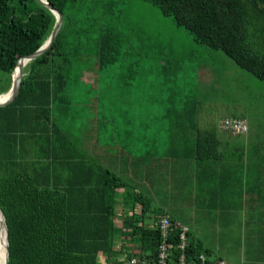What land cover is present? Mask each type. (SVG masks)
<instances>
[{"label":"trees","instance_id":"1","mask_svg":"<svg viewBox=\"0 0 264 264\" xmlns=\"http://www.w3.org/2000/svg\"><path fill=\"white\" fill-rule=\"evenodd\" d=\"M48 1L63 15L61 28L50 49L25 65L16 98L0 105V207L8 225V264H129L132 257L155 264L162 241L158 223L167 213L153 209L150 197L138 187L149 158L125 152L114 170L88 154L57 116L72 105L67 88L79 58L95 56L99 67L116 60L120 34L111 27L112 3ZM147 1L173 16L197 43L222 50L264 82V0ZM96 19L103 25L109 20L110 27H102L97 35L89 24ZM56 22L39 0H0V70L11 74L4 93L10 90L18 60L37 51ZM225 117L247 120L241 114ZM198 129L194 155L218 158L223 141L216 130ZM177 137L190 139L185 132ZM120 196L125 206L141 204L142 209L126 216L119 228L115 219ZM150 211L158 217L153 224H148ZM172 222L169 264H177L179 228L178 221ZM200 253L209 259L210 251L189 233L190 264Z\"/></svg>","mask_w":264,"mask_h":264},{"label":"rangeland","instance_id":"2","mask_svg":"<svg viewBox=\"0 0 264 264\" xmlns=\"http://www.w3.org/2000/svg\"><path fill=\"white\" fill-rule=\"evenodd\" d=\"M106 2L112 3L111 27L120 34L116 60L99 67L95 56L79 58L67 88L72 105L57 114L63 127L88 154L99 157L114 170L125 152L135 157L147 156L151 164L156 154L163 156L168 152L176 135L185 132L191 138V131L184 130L190 110L197 128L215 129L222 141L232 139L219 128L222 119L232 114L246 116L253 129L248 139L251 143L256 140L258 150L264 153L263 81L222 50L197 43L173 16L163 14L153 3L104 0L103 4ZM108 21L103 25L96 19L89 24L98 35L102 27H110ZM10 76L0 70L1 95L8 89ZM172 109L179 111L180 116L172 112L168 115ZM173 166L159 170L166 178L160 189L162 205L155 204L158 209H166L167 197L174 191L167 182ZM6 255L7 250L4 264Z\"/></svg>","mask_w":264,"mask_h":264},{"label":"crops","instance_id":"3","mask_svg":"<svg viewBox=\"0 0 264 264\" xmlns=\"http://www.w3.org/2000/svg\"><path fill=\"white\" fill-rule=\"evenodd\" d=\"M170 112L180 116L175 109ZM193 113L187 112L190 117L184 129L191 131V138L184 141L176 135L166 154L154 156L144 166L138 187L150 197L153 209L189 227L190 238L210 251V260L264 264V166H259L264 165V153L256 140L248 139L253 129L249 126L248 133L239 136L230 134L232 139L223 141L218 158L201 160L193 152L199 130ZM166 165H174L167 179L174 191L167 197L166 209H158L155 204L162 205L160 189L166 178L159 170ZM119 201L115 225L120 228L124 218L140 213L142 206H125L122 196ZM154 214L150 211L148 224L157 220Z\"/></svg>","mask_w":264,"mask_h":264},{"label":"built area","instance_id":"4","mask_svg":"<svg viewBox=\"0 0 264 264\" xmlns=\"http://www.w3.org/2000/svg\"><path fill=\"white\" fill-rule=\"evenodd\" d=\"M221 128L231 132L234 135L245 134L249 130V125L246 119L240 117H225L221 121ZM179 228L178 234V246L180 253L178 255L177 264H190L187 259V248H188V238H189V227L178 222ZM158 227L161 231L162 241L158 248L157 261L155 264H169L172 256V248L174 243L172 240V230L174 228V223L169 214H162L158 223ZM129 264H149L146 261H141L136 257H132L129 260ZM195 264H210V259L205 253H200L197 257ZM215 264H228L226 261L219 259Z\"/></svg>","mask_w":264,"mask_h":264},{"label":"water","instance_id":"5","mask_svg":"<svg viewBox=\"0 0 264 264\" xmlns=\"http://www.w3.org/2000/svg\"><path fill=\"white\" fill-rule=\"evenodd\" d=\"M39 2L48 7L56 16L57 18V22H56V26L55 29L53 31V33L51 34V36L49 37V39L37 50L35 51L33 54L31 55H27L24 57H21L18 60L17 66L15 68V70L12 73V78H13V83L12 86L10 88V90L7 92L9 94V96L4 99V100H0V105H7L9 103H11L16 96L18 95V92L20 90V86H21V82H22V77H23V72H24V67L25 65L32 59L37 58L38 56L44 54L47 50L50 49V47L53 45V42L61 28L62 22H63V15L62 13L56 9L48 0H39ZM19 68V73H18V79L14 78V72ZM1 96V94H0ZM0 212L3 215V219H4V224L6 226V232H7V258H6V264H8V259H9V239H8V225H7V221H6V216L5 213L3 211V209L0 207Z\"/></svg>","mask_w":264,"mask_h":264},{"label":"bare ground","instance_id":"6","mask_svg":"<svg viewBox=\"0 0 264 264\" xmlns=\"http://www.w3.org/2000/svg\"><path fill=\"white\" fill-rule=\"evenodd\" d=\"M18 73H19V68L13 74L15 79H18V76H19ZM8 96L9 94L5 93V95L0 96V100H4ZM6 250H7V232H6V226L4 224L3 215L0 212V264H4Z\"/></svg>","mask_w":264,"mask_h":264}]
</instances>
